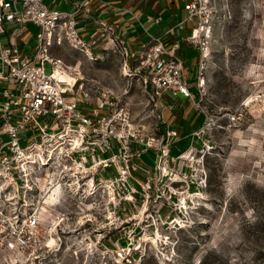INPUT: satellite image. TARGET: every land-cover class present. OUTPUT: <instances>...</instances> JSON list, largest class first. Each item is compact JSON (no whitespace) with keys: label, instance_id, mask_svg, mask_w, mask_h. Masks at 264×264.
Wrapping results in <instances>:
<instances>
[{"label":"rangeland","instance_id":"374dc122","mask_svg":"<svg viewBox=\"0 0 264 264\" xmlns=\"http://www.w3.org/2000/svg\"><path fill=\"white\" fill-rule=\"evenodd\" d=\"M194 26L207 53L201 93L199 51L184 41L193 99L168 95L165 111L118 45L101 56L67 41L51 46L92 95H113L141 136L164 144L166 121L176 135L167 161L152 151L136 160L132 200L63 186L39 204L41 230L28 245L0 217V264H264V0H207L186 34Z\"/></svg>","mask_w":264,"mask_h":264},{"label":"built area","instance_id":"2783aa9c","mask_svg":"<svg viewBox=\"0 0 264 264\" xmlns=\"http://www.w3.org/2000/svg\"><path fill=\"white\" fill-rule=\"evenodd\" d=\"M57 1L10 0L7 6L0 0V191L6 190L9 205L8 212L0 210V217L7 224L3 231L27 245L38 241L44 188L64 186L75 194L88 191L101 198L132 200L136 193L132 172L143 166L136 160L152 151L155 158L167 161L169 139L176 135L166 128L162 145L154 135L141 136L129 111L113 95L101 91L92 95L70 67L50 54L51 46L62 41L91 54L76 17L85 0L76 3L73 11L59 8ZM182 1L183 21L190 23L201 17L207 3ZM30 25L39 28L34 43L19 44L17 37ZM197 28L192 27L185 41L199 51L195 87L200 94L207 53ZM3 35H8L5 42ZM135 61L156 106H162L164 94L193 99L186 59L175 41L166 44L153 37ZM57 68L73 79L59 78Z\"/></svg>","mask_w":264,"mask_h":264},{"label":"crops","instance_id":"0c3cea01","mask_svg":"<svg viewBox=\"0 0 264 264\" xmlns=\"http://www.w3.org/2000/svg\"><path fill=\"white\" fill-rule=\"evenodd\" d=\"M82 1L58 0L57 6L73 11L76 3ZM5 2L8 6L10 0ZM182 4V0H85L76 17L79 31L89 43L90 53L101 56L100 50L116 44L126 58L135 61L137 54L153 37H160L166 44L175 41L180 52L186 48L183 42L188 28L187 22L183 21ZM7 26L10 28L13 24ZM36 28L35 25L24 28L17 37L18 43L24 44L28 40L29 45L33 44ZM7 38L8 35H3L1 42ZM173 98L180 99L178 95ZM160 104L161 110H168V94L162 96ZM166 125L168 128V121Z\"/></svg>","mask_w":264,"mask_h":264},{"label":"bare ground","instance_id":"6f19581e","mask_svg":"<svg viewBox=\"0 0 264 264\" xmlns=\"http://www.w3.org/2000/svg\"><path fill=\"white\" fill-rule=\"evenodd\" d=\"M56 72H57V76L61 79H66V80H72L73 79V75H71L70 73L68 72H65L63 70H61L60 68H57L56 69ZM59 188L58 186H54V187H51L48 191H47V195H45V202L46 201H50L55 199L56 197V194H59Z\"/></svg>","mask_w":264,"mask_h":264}]
</instances>
